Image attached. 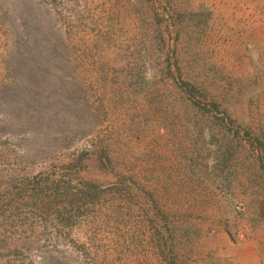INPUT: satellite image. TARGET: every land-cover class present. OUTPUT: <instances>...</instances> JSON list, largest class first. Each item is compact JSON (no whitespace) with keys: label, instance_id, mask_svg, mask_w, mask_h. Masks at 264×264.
<instances>
[{"label":"rangeland","instance_id":"rangeland-1","mask_svg":"<svg viewBox=\"0 0 264 264\" xmlns=\"http://www.w3.org/2000/svg\"><path fill=\"white\" fill-rule=\"evenodd\" d=\"M0 264H264V0H0Z\"/></svg>","mask_w":264,"mask_h":264}]
</instances>
